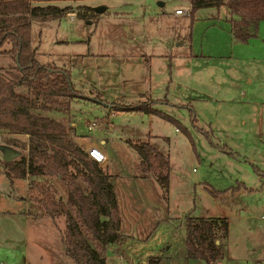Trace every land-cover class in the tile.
I'll list each match as a JSON object with an SVG mask.
<instances>
[{"label":"rangeland","instance_id":"rangeland-1","mask_svg":"<svg viewBox=\"0 0 264 264\" xmlns=\"http://www.w3.org/2000/svg\"><path fill=\"white\" fill-rule=\"evenodd\" d=\"M37 2L69 6L70 13L56 18L32 17V44L41 63L69 69L82 91L66 115L76 132L108 141L103 165L109 164L113 174L128 235L104 250L86 233L106 264H147L152 255L161 256L160 264H207L186 256L188 215L229 217L221 264L264 262V19L260 31L242 42L233 36L225 6L199 8L192 20L175 14L177 6L191 9L190 0ZM101 4L107 9L96 11ZM154 55L165 57L150 70ZM9 62L0 54V66ZM166 94L183 105L156 107L188 127L197 116L211 138L194 131L195 148L178 124L119 108ZM93 121L97 124L90 130ZM0 132L1 144L10 134ZM150 132L155 135L151 142L170 162L167 186L154 172H143L132 144L153 138ZM226 143L230 151L221 148ZM3 153L0 149V159ZM31 179L11 181L0 166V264H76L53 220L29 214L28 209L33 214L39 209L29 198ZM51 180L65 197L63 183Z\"/></svg>","mask_w":264,"mask_h":264},{"label":"trees","instance_id":"trees-1","mask_svg":"<svg viewBox=\"0 0 264 264\" xmlns=\"http://www.w3.org/2000/svg\"><path fill=\"white\" fill-rule=\"evenodd\" d=\"M190 2L192 20L199 8L225 6L231 14V30L237 41L246 42L256 35L259 22L264 19V0ZM69 9L68 5L55 3L0 0V54L10 59L7 65L0 66V131L10 134L0 144L7 147L0 164L11 181L32 177L29 198L37 204L38 215L53 219L65 217L63 243L76 264H106L105 256L86 233L104 250L124 237L113 174L109 164L103 165L92 159L74 137L73 125L66 115L75 98L83 94L73 84L70 70L41 63L32 44V17L40 20L56 18ZM5 44L8 47H4ZM165 101L169 102L167 98L150 99L119 108L156 113L178 124L196 148L191 130L175 116L156 107ZM192 123L211 138L208 129L198 124L197 116H193ZM24 134L28 135L25 140L21 137ZM132 144L139 154L143 172H154L167 186L170 167L167 156L150 138ZM221 148L231 150L227 144ZM51 178H57L66 187L65 197L59 194ZM72 208L77 210L78 217ZM229 227L227 216L188 215L187 256L208 263L222 259V241L228 236ZM160 261L161 256L152 255L147 264H160Z\"/></svg>","mask_w":264,"mask_h":264},{"label":"crops","instance_id":"crops-1","mask_svg":"<svg viewBox=\"0 0 264 264\" xmlns=\"http://www.w3.org/2000/svg\"><path fill=\"white\" fill-rule=\"evenodd\" d=\"M34 3H36V4H42V3H40V2H37V1H39V0H32ZM190 4H191V2H190ZM177 7H179V6H177ZM210 7H215V6H210ZM228 11V10H227ZM68 13H70V12H68ZM176 14V13H175ZM227 14H228V18H229V20H230V17H231V14L229 13V12H227ZM177 15V14H176ZM180 16V15H179ZM262 20L259 22V31H260V28H261V26H262ZM250 42L251 41H249V43L248 44H250ZM185 54H188V53H185ZM189 56H191V54H189ZM164 57L165 56H161V55H154V56H152V57H150V61H149V63H148V65H149V67H150V70H151V68L154 66V61L155 60H159L158 58H163L164 59ZM185 57H188V55H186ZM143 60V59H142ZM161 60V59H160ZM167 65V64H166ZM173 68H174V63L171 61V72L173 71ZM180 73H179V77L181 76V71H179ZM172 79V78H171ZM181 84V83H180ZM151 85V84H150ZM150 90L152 91V86L150 87ZM180 90H182V89H180ZM168 91H169V89H168ZM168 98V100H169V102H161V103H158V104H167V105H170L171 103H174V104H178V105H183V102H177V99H175V97H173L171 94H170V97H168V94H166V95H164V96H157V97H151V99H164V98ZM186 97V96H185ZM203 98H205V99H208V98H206L205 96L203 97ZM157 104V105H158ZM110 106H112V107H116L117 106V103H113V104H111ZM161 109V108H160ZM161 110H163V109H161ZM164 111V110H163ZM150 113V112H149ZM150 114H153V113H150ZM154 114H156V113H154ZM170 114V113H169ZM264 114V113H263ZM172 115V114H171ZM174 116V115H173ZM182 122V121H181ZM191 122H192V118H191ZM246 122V119H244L243 120V123H245ZM72 123V125H73V132H74V134H75V139H77V141L78 142H80V143H82V144H85V145H88L89 143H94V144H96V145H99L101 148H103V149H105L104 147L106 146L107 147V139L106 138H104V137H97V136H93V137H90L89 135H87V134H78L77 132H76V127H75V123L74 122H71ZM183 123V122H182ZM183 125H185L184 123H183ZM186 126V125H185ZM186 127H188V126H186ZM190 130H191V132H192V135H193V137H194V131H198V132H202L201 130H199L198 128H196V127H194L193 126V123H192V126L191 127H188ZM90 130H93V129H91V128H89ZM182 130V129H181ZM211 131L215 134L216 132H215V128H213L212 127V129H211ZM184 132V131H183ZM186 134V133H185ZM151 137H153V138H150L151 140H153V139H155V135H154V133H151L150 132V134H149ZM187 135V134H186ZM189 138V137H188ZM195 139V138H194ZM91 141V142H90ZM153 143V145L158 149V150H160V151H162V149L161 148H159L154 142H152ZM227 144V143H226ZM228 145V144H227ZM229 147H230V145H228ZM106 152H107V155H108V158H109V153H108V151L106 150ZM163 152V151H162ZM164 154H165V152H163ZM166 155V154H165ZM116 186V185H115ZM142 187H143V185H141ZM207 187H209L208 185H207ZM116 192H117V198H118V200H119V194H118V191H117V186H116ZM139 194L140 195H143L142 194V192H139ZM29 200V199H28ZM30 201V200H29ZM118 203L120 204V200L118 201ZM39 209H37L36 210V213H31L30 211H31V209H28V212H29V214L30 215H33V216H35V217H39V218H41V219H52L53 221V224L56 226L55 228H58V234L61 236V244H62V246L64 247V250L66 251V248H65V245H64V243H63V238H62V231H63V228H64V226H63V222H62V220H61V218H63L62 216H60L59 218H57V219H53L52 217H48V216H42V215H38L37 214V212H39L38 211ZM245 213V212H244ZM29 216V215H28ZM205 216H226V215H205ZM228 217V216H227ZM228 219H229V217H228ZM262 219H264V215H262ZM139 221L141 222V218L139 217ZM230 223V222H229ZM125 225H124V220H123V216H122V232L124 233V235H128L126 232H125V230H124V227ZM229 232H230V229H229ZM126 233V234H125ZM229 235V234H228ZM226 240V238H224L223 239V241L222 242H224ZM116 244V243H115ZM117 244H120V243H117ZM223 245V244H222ZM67 252V251H66ZM105 256V255H104ZM186 256H187V248H186ZM224 256H225V254H224ZM188 257V256H187ZM224 258V257H223ZM220 259V260H216V261H213V262H211V263H208V262H206L207 264H221L222 262H223V260L224 259ZM260 264H264V262H261Z\"/></svg>","mask_w":264,"mask_h":264},{"label":"built area","instance_id":"built-area-1","mask_svg":"<svg viewBox=\"0 0 264 264\" xmlns=\"http://www.w3.org/2000/svg\"><path fill=\"white\" fill-rule=\"evenodd\" d=\"M190 12H191L190 7H186V6H179L175 9V13L177 15H190ZM96 124H97V121H93L92 123H90L89 128L94 129ZM83 148L88 153V155L92 159L96 160L98 163L105 164L108 161L107 153L99 145L92 143V144H88L87 146Z\"/></svg>","mask_w":264,"mask_h":264},{"label":"water","instance_id":"water-1","mask_svg":"<svg viewBox=\"0 0 264 264\" xmlns=\"http://www.w3.org/2000/svg\"><path fill=\"white\" fill-rule=\"evenodd\" d=\"M164 4V2L163 1H160V5H163ZM96 11H98V12H102V11H105L106 9H107V6L106 5H103V4H101V5H98V6H96ZM0 149H2L3 150V154H5V152H6V150H7V147L5 146V145H0ZM218 242H219V240H218Z\"/></svg>","mask_w":264,"mask_h":264}]
</instances>
